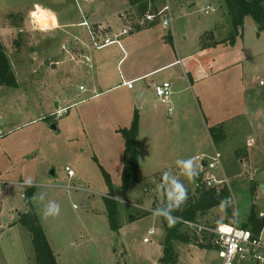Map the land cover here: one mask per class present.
<instances>
[{
	"label": "rangeland",
	"instance_id": "1",
	"mask_svg": "<svg viewBox=\"0 0 264 264\" xmlns=\"http://www.w3.org/2000/svg\"><path fill=\"white\" fill-rule=\"evenodd\" d=\"M132 1L134 4L129 6L127 0H0V42L18 83L17 88L0 86V118L3 119L0 171L4 181L0 185V264H35L31 234L14 222L16 217L27 212L24 198L20 197L25 192V185L34 187L33 210L49 247L56 256L60 255L58 264H159L160 242L165 236L160 205L164 198L170 201L178 199L179 194L175 192L178 186L186 190V200L191 198L189 196L196 188L193 160L200 156L208 158L215 149L220 153L221 167L231 187L235 206L229 205L232 209L229 216L223 207L212 209L203 221L212 224L235 219L241 227L252 207L264 209V118L260 119L259 126L251 127L250 133H247L242 119L240 122L239 117L231 118L243 108L237 83L244 78L250 81V89H260L264 102V91L259 87V81L264 79V32H257L254 20L247 16L243 24V40L237 37L236 41L240 42L223 48L220 46L213 53L222 57L215 61L216 65L219 63L221 69L218 71L221 72L208 83L202 80L205 76L198 79L196 64L202 61L208 70L207 63L212 61L213 55L199 52L196 33L205 26H211V29L215 26L218 38H229L232 28L224 0ZM142 3H147L151 10L167 5L170 8L174 18L172 31L157 25L149 32L153 38L159 39L156 41L165 51L159 50L161 57L157 60H148L144 53H139L141 50L138 53L135 50L119 69L114 65L113 70L112 66L104 70L105 78L106 72L107 75L112 72L111 85L91 81L89 56L95 59L99 55L103 57L117 45L96 50L86 27L76 23L86 21L89 24L94 16L116 33L122 24L119 16L141 11ZM39 5L56 12L60 23L69 22L73 26L52 30L54 17L41 8L45 23L44 28L40 27L30 17L32 11L40 8ZM206 6L214 12L204 14ZM44 14L51 17L48 29ZM124 24L123 21L122 27ZM131 35L120 38L121 45ZM204 36L205 44L216 41L212 35ZM66 45L71 46L70 52ZM187 55L192 56L191 72L196 83L192 92L198 103L190 92L192 100L186 120L172 122L171 125L168 121L165 123L173 112L170 116L167 112L170 104L162 102L154 94V82L162 78L161 74L134 83L135 87L146 88V94L152 100L150 105H157L158 112L162 114L163 124L159 122L153 127V138L147 122L143 129L148 138L145 141L150 145L152 138L155 142L152 150L157 148L156 152L161 154L163 161H159V167L153 168V163L146 158L144 161L141 156L137 163L138 180L131 191L123 192L119 189L123 138L113 130L114 127L130 126L132 112L137 107L136 98L123 87L105 90L120 83L118 71L123 76L132 77L140 70H149ZM121 56L120 51L115 53L116 60ZM198 56L205 58L199 61ZM256 62L262 64L261 68L254 69ZM178 72L183 77L180 66L170 68L167 74L178 76ZM175 76L166 79L171 83V93L178 86ZM198 81L200 85H197ZM94 84L99 94L89 99ZM181 85L188 86L186 81ZM79 86L85 90H80ZM201 91L209 92L206 98ZM82 99L86 100L79 102ZM57 103L60 108L70 105L58 117L52 115ZM228 116L231 119L226 131L219 126V140L213 143L208 128L215 122L227 121ZM249 136H254V144L245 147ZM143 150L147 156L149 148L145 145ZM99 165L109 174L110 186L106 184ZM65 167L74 171L73 178H68ZM178 168L182 171L179 172ZM216 174L220 178L221 170ZM19 182L24 185L18 186ZM108 194L117 202L116 231L110 229L107 221L104 197H109ZM49 202L59 205L58 215H44ZM149 230L155 234L148 237ZM143 238H149L150 242L143 243ZM173 248L176 255L174 264H220L213 248H200L196 244L189 246L177 240L173 242Z\"/></svg>",
	"mask_w": 264,
	"mask_h": 264
},
{
	"label": "crops",
	"instance_id": "2",
	"mask_svg": "<svg viewBox=\"0 0 264 264\" xmlns=\"http://www.w3.org/2000/svg\"><path fill=\"white\" fill-rule=\"evenodd\" d=\"M83 1L86 2L87 0H83ZM36 5H34V7ZM262 5L264 8V1H263ZM129 6H131V4H129ZM206 7H205V9H206ZM208 7H209V10L207 11V13H205V9H204V11H203L204 14H208L209 12H214L213 9H210V6H208ZM41 8L49 11L52 14V16L54 17L55 25L52 27V30L55 29V27L70 28L71 26H73V24H69V22L63 21V23H60L58 21V14L56 12L52 11L48 7L40 6V8H37L36 10L31 12L30 17L32 19H34L35 21L40 22V25L42 26V28H44L43 24L45 22H43L44 21V19L42 17L43 14L41 15L43 10ZM246 17L244 18L243 24L245 22ZM40 18H41V20H40ZM45 19L49 23V26L47 27V29H48L50 27V24H51V22H50L51 17L45 15ZM87 19H88V17H86L85 20H87ZM92 19H93L92 20L93 22H91V23L88 22L90 24V25L88 24V26L91 28V30H94L93 36L96 39H98L99 41L102 42L103 38L112 39V36L117 33V32L115 33V31H111L110 28L108 27V25H106L103 21H100L98 18L93 16ZM84 22H86V21L76 23V25H78L80 27H85L84 25H82V23H84ZM120 22H122V24H123L122 20H120ZM173 22H174V20H173ZM122 24H121L120 28H122ZM157 25H160V23L154 22V23L149 24V26H147L145 28H138L137 30L131 32V33L135 32V34H133V35L130 34L131 36L128 37V39L121 45V47H119L117 44H112V45H117V47H113L112 51L107 52L103 57L101 55H99L95 59V57L93 58V56H92V58H90V56H89V61L91 62V64H89V66H88V70H89L88 75L90 77V80L93 82H94V80H96V82H98V81L102 82L104 85H111V83L113 81H112V76L110 74L112 72H110V74L108 72V75L106 72L105 73L106 78H105L103 76L104 70H106L107 68L109 69L110 66H112L111 68L113 70L114 65H115L116 69L117 68L119 69L123 65V63H125V61H127V59L129 58L128 56L131 55V53L134 52L135 50L137 53L141 50L142 52H139V53H141L142 55L144 53V56L147 57L148 60H150L151 58H154V60H157V58L159 56L161 57V53L159 52V50L162 49V51L164 52L165 48L164 47L162 48V44H158V41H156V39H158V38H156V39L153 38L152 33H149L153 29V27H155ZM209 27H211V26H205L202 29H200L199 31H197V33H196L197 39L199 40V52L203 51L207 54L210 53L211 55H213L212 61L207 63L208 64V70H207L206 64L203 63L202 61L196 64L197 65L196 66V74L199 75L198 79H200V78L202 79V77L205 76V78L202 80L203 81L206 80L208 83H210L211 78L215 77L217 74H219L221 72V70L218 71V69H221L220 67H218L219 63L216 65L215 61H219L220 59H222V57L220 55L213 54V53L216 52L220 48V46L223 48L226 45H229L227 42H225V44H217L216 46L207 47L206 49L202 50L200 48V39L206 33H208V32L211 33V35L214 37V40H216V42H220L226 38L225 36L218 38L216 36L217 27L214 26L213 29H211ZM86 29H87L88 35L90 36V39H91L92 37H91V34L89 33V29L87 27H86ZM172 29H173V24H172V28H170V30L172 31ZM242 33H243V30H242ZM122 37H125V36H122ZM122 37H118L119 41H120V38H122ZM242 40H243V37H242ZM91 42H92V39H91ZM235 42H240V40H237ZM111 46H107L105 48L96 49V50H104V49L111 47ZM122 46H123V48H122ZM70 47H71L70 45H66V48L69 52L71 51ZM86 47H87V44H86ZM152 48H154V50H151ZM148 50H151V52L146 53V51H148ZM118 51H120L122 53V56L120 59L116 60L115 53H117ZM178 51H179V49H178ZM80 52L82 54H85L84 50H80ZM191 57L189 55H187V56H184L183 59L177 58V59L169 60V62L160 63V64L156 65L155 67H151L149 70L148 69H145L142 71L140 70L137 73H135L132 77H128V76H126V74H125V76H123L122 73H120V71H118L119 76H120V83L115 84L112 87L105 90V91H111L113 89L115 90V89H119V88L123 87L127 91H129L131 94L134 95V97L136 98V103H137V98L140 97V99L138 101V106L137 107L135 106L136 110L138 109L137 112L139 113L138 137H137L138 163H139V159L141 158V156H143L144 161L146 158V159H148L149 162L153 163V165L151 167L157 168L161 165L160 162L163 161L161 154L160 153L157 154V152H156L158 150L157 148L152 150V146L155 143L152 140V138H153L152 136L154 135L153 134L154 133L153 127H155V125L159 122H162V124H163L164 120L162 118V114L159 113L157 110L158 106L157 105H153V106L150 105L149 102H151L152 100L150 101L151 96L146 94L147 93L146 88L144 86L135 87L134 83L138 82V81L149 80L158 74H161L162 78L160 80L154 82V85L158 84L160 82H163V81H167L166 79L168 76H175V75H173V73L167 74L169 69L172 67L180 66L181 67V73L183 74V77L181 76V74L179 72L177 73L178 76H175V81L178 82V86L176 87L175 90L172 91V95H171L172 99L170 98V100L168 102L170 104V106L168 108V109H170V112H168V109H167V112L169 113V115L171 114V112H173V115L170 118V120H166L165 123H167V121H168V123L170 122V125H171L172 122L177 123V121H179V120H186L185 117H187L190 113V112H188V109H190L189 106H191L190 105L191 100H192L191 93H193L192 90L196 84L195 81L193 80L194 76L191 72L193 70V65L191 66V64H190ZM193 57H195V55H193ZM213 57H215V58H213ZM201 58H205V56H198L199 61L201 60ZM256 65H257V67H254V69H259L262 66V64L260 65V62H256ZM210 66H212V68ZM221 67H222V65H221ZM95 74H96V77H95ZM123 81L124 82L134 81L132 89H127L125 86H123L122 85ZM183 81H186V83L188 85L187 87L185 85H181V82H183ZM200 83L201 82L198 81L197 85H200ZM145 86H147V85H145ZM80 87L81 86H79V89H80ZM235 87H236V85H235ZM203 88L208 89V88H205V86H203ZM237 88L239 90L237 91V89L235 88L234 91L235 92L237 91V93L241 94L243 108H242V111H240L236 115L231 116V118L239 117L240 122H242L241 121V119H242L246 123L245 126L247 127L246 129H248L247 133H250L251 127L253 128L255 126H259L260 125V119L264 118V109H263L264 102L262 100V95L259 92L260 89H259V91L250 89V88H252L251 83L246 78H244L243 81H240V83H237ZM95 89L96 88H95V84H94V86H92L90 89L92 96L89 97V99L90 98L93 99V98H95V96H98L99 92H97ZM80 90L84 91L85 88H82ZM253 91H256V92L254 93ZM200 93L205 98L209 94V92H207V94H206V93H203V91H201ZM193 97H194V100L196 101V104H197L198 99H197L195 93H193ZM69 100L70 99H68L66 101H69ZM85 100L86 99H82L79 102H84ZM75 104L76 103H72L71 105H75ZM69 106L70 105L64 106L62 108H66V107L68 108ZM58 108H60V106L57 103L56 104V110ZM66 110H68V109H66ZM141 110H144V113H142ZM52 115H54V114H52ZM231 118H229V116H228L227 121L215 122L214 123L215 125H213V126H222L223 130L226 131L225 127L227 126V123H228V121H230ZM146 122L150 128V131H152V133H151L152 138H150L151 139L150 141H152V142L150 143V145L147 144L149 142L145 141L146 139H148V138H146V132H144V129H143V124ZM123 128H127V127H123ZM118 129H122V128L121 127H114L113 131L120 134L119 132H117ZM156 134H157V132H156ZM249 137L250 138L246 139L247 142H246L245 147H248V146L250 147L254 144V139H253L254 136H249ZM145 145H146V147L149 148V154L147 156L145 155V152L143 150ZM262 149L264 150V147ZM246 151H247V149H246ZM173 156H175V154ZM167 160H169V157L167 158ZM178 171L181 172L182 169L178 168ZM0 180H1L0 183L4 184V181H2L3 180V173L1 171H0ZM137 180H138V177H137ZM17 185L22 186L24 184L19 182V183H17ZM132 187H131V189L126 190L125 192L131 191L133 189ZM262 189L264 190V186L262 187ZM192 195H193V192H192L191 196ZM191 196H189V197H191ZM20 197H21V199H23V193L21 194ZM175 201H178V199H173V201H170V200L164 198L162 202H166L167 204H171ZM218 208L219 207L214 208L213 210H217ZM220 209H222V208H220ZM256 210L258 213L264 212V209L263 210L256 209ZM18 218H19V216L15 218V221H14L15 223H18L17 222ZM242 224H243V222H242ZM1 231L3 232L4 229ZM260 236H261V240L264 243V227L260 233ZM161 251H162V246H161ZM55 257H56V263H57L59 261L58 257L60 258V255L59 256L55 255Z\"/></svg>",
	"mask_w": 264,
	"mask_h": 264
},
{
	"label": "trees",
	"instance_id": "3",
	"mask_svg": "<svg viewBox=\"0 0 264 264\" xmlns=\"http://www.w3.org/2000/svg\"><path fill=\"white\" fill-rule=\"evenodd\" d=\"M132 5L134 2L132 0H127ZM264 0H224L228 17H230L231 33L229 38H226L220 42L213 41L211 43H203L202 38L200 39V48L206 49L207 47L216 46L217 44H225L227 42L233 45L236 38L242 39L243 21L246 16H250L257 27V32H264ZM141 11L136 10L138 13L143 14L148 7L147 3L141 4ZM211 36V33H206ZM205 34V35H206ZM168 39L171 40L170 34L167 35ZM5 86L9 88H17V79L11 70V64L7 59L5 54L4 46L0 42V86ZM133 119L128 128L118 129L123 138V164L121 168L120 175V185L119 189L123 192L131 189V187L137 181V163H138V151H137V137H138V122L139 113L137 110L133 111ZM219 126H211L208 128L209 136L213 143L218 142V128ZM221 129V128H220ZM220 131V130H219ZM100 170L105 177V182L110 186V176L102 169L99 165ZM200 176L196 175V188L193 195L189 200H185L179 204L177 208L178 201L171 204L162 202L159 208V212L163 216L162 225L165 228V236L160 242L162 246V254L158 259L159 264H174L176 260V255L173 248L174 241H180L189 245H193L194 236L190 237L186 231H183L181 223H175L173 227H170L166 223V217H177L186 222H204L206 214L210 213L212 209L217 207H223L224 212L227 216L232 215V209L230 206L226 205L225 200L228 197V192L226 188H222L217 191L214 188L206 189L204 186L199 184ZM24 203L27 208V212L23 213L17 220V222L29 230L31 234V245L34 252L35 264H57L56 257L49 247L48 241L46 239L43 228L39 225L38 219L36 217L35 211L32 206V198L34 196V187L31 185L24 186ZM104 197L105 208H107V221L110 229L116 231L118 226H116V216L118 212L117 202L113 200L110 194ZM219 222H214L212 224H207L209 226L215 225ZM243 228L250 229L254 235L261 233L264 223L261 219L257 217V212L254 207L251 208L247 219L242 224ZM200 248H205L203 246H198ZM211 249V248H205Z\"/></svg>",
	"mask_w": 264,
	"mask_h": 264
},
{
	"label": "built area",
	"instance_id": "4",
	"mask_svg": "<svg viewBox=\"0 0 264 264\" xmlns=\"http://www.w3.org/2000/svg\"><path fill=\"white\" fill-rule=\"evenodd\" d=\"M209 10L207 6L205 13ZM120 20H123L125 24L116 34L110 38H103L102 42H99L93 34L94 30L88 26L86 22L82 23L89 29L93 45L96 49H102L112 44H117L121 47V43L118 37L126 36L138 28H145L149 24L159 22L163 29L172 28L173 20L169 6H163L159 10H151L147 7V10L140 14L137 11L123 13L119 16ZM39 25V24H38ZM133 82H122V85L127 89H132ZM259 87L264 91V79L259 81ZM82 89V87H80ZM154 94L165 103L170 100L171 83L167 81L160 82L154 85ZM66 108H58L54 115L56 117L61 116L66 111ZM170 112V109H168ZM193 165L196 168V175L200 176L199 184L206 189L214 188L219 191L222 188H226L228 197L225 200L226 205L235 206L234 198L232 195L231 187L228 184V180L223 174L221 167L220 153L215 149L214 154L208 158L204 156L196 157L193 160ZM221 170L222 176L218 178L216 171ZM67 172L68 178L74 177V171L68 167L64 168ZM1 185V183H0ZM257 217L264 223V212L257 214ZM167 225L173 227L175 223H181L183 228H186L187 234L194 236V243L197 246H203L205 248H213L216 251L217 258L220 264H264V243L261 240L260 233L254 235L250 229L239 227L235 219L230 222H219L215 225H207L204 222H186L177 217H166ZM174 223L170 225L168 219H173ZM153 230H149L148 237L154 235ZM143 243H149V238H143Z\"/></svg>",
	"mask_w": 264,
	"mask_h": 264
},
{
	"label": "clouds",
	"instance_id": "5",
	"mask_svg": "<svg viewBox=\"0 0 264 264\" xmlns=\"http://www.w3.org/2000/svg\"><path fill=\"white\" fill-rule=\"evenodd\" d=\"M183 186H178L175 188V192L179 194L178 197V205L177 208L179 207V204L182 203L183 201H185L187 199V192L186 190H182ZM60 211V207L58 204L54 203V202H49L46 204L45 206V211H44V215L47 216H55L58 215ZM170 225L174 223V218L173 219H168Z\"/></svg>",
	"mask_w": 264,
	"mask_h": 264
},
{
	"label": "water",
	"instance_id": "6",
	"mask_svg": "<svg viewBox=\"0 0 264 264\" xmlns=\"http://www.w3.org/2000/svg\"><path fill=\"white\" fill-rule=\"evenodd\" d=\"M139 99H140V97L137 98V103H136L137 106H138ZM2 123H3V119L0 118V132H1ZM53 128H55V127L53 126ZM52 174H53V172H52Z\"/></svg>",
	"mask_w": 264,
	"mask_h": 264
},
{
	"label": "bare ground",
	"instance_id": "7",
	"mask_svg": "<svg viewBox=\"0 0 264 264\" xmlns=\"http://www.w3.org/2000/svg\"><path fill=\"white\" fill-rule=\"evenodd\" d=\"M40 20H41V18H40ZM35 22H38V21H35ZM38 24L40 25V22H38ZM40 27H42V26L40 25Z\"/></svg>",
	"mask_w": 264,
	"mask_h": 264
}]
</instances>
